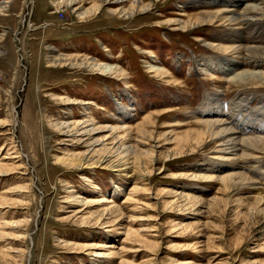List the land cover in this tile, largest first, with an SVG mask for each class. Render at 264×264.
Listing matches in <instances>:
<instances>
[{"label": "rangeland", "instance_id": "374dc122", "mask_svg": "<svg viewBox=\"0 0 264 264\" xmlns=\"http://www.w3.org/2000/svg\"><path fill=\"white\" fill-rule=\"evenodd\" d=\"M4 2L0 264H264V0Z\"/></svg>", "mask_w": 264, "mask_h": 264}, {"label": "bare ground", "instance_id": "6f19581e", "mask_svg": "<svg viewBox=\"0 0 264 264\" xmlns=\"http://www.w3.org/2000/svg\"><path fill=\"white\" fill-rule=\"evenodd\" d=\"M110 2L111 1H113L112 2V4H115V3H119L120 2V0H109ZM244 0H216V2H218L219 4H222L223 5V7H226L227 8V10L226 11H228L229 12V16L227 17V18H225V19H221V17H220V19L221 20H223V21H227V22H229V24L230 23H235V22H237V23H241V22H249V21H253L251 18H247V16H245V15H243V13L244 12H248V4L247 5H245V4H242V3H244L243 2ZM110 2H108V0H106V3H110ZM10 2H4V3H2L3 4V6H0V15H3V13L7 10L8 11V8H9V6H8V4H9ZM76 3H77V0H63V2H61V4H64L65 6H72V5H76ZM258 3V2H257ZM1 4V5H2ZM135 5V4H134ZM257 5V4H256ZM136 6V5H135ZM221 6V5H220ZM257 7V6H256ZM146 8V7H145ZM252 9H253V11L251 12V13H258V14H261L263 17H264V13H262L261 12V8H253L252 7ZM251 8H250V10H249V12L252 10ZM140 10H144V9H140ZM96 11V10H95ZM133 11H137L136 10V7H134V9H133ZM92 12V11H91ZM88 12H86V14H87ZM227 13V12H226ZM258 14H256V15H258ZM223 15V14H222ZM208 18H206L205 19V21H204V23H210V22H213L215 19L217 20V15L216 14H212V15H206ZM249 16V15H248ZM218 17V18H219ZM257 17V16H256ZM262 19V18H261ZM208 20V21H207ZM200 21V20H199ZM261 21H263V20H261ZM176 22V21H175ZM217 22V21H216ZM215 22V23H216ZM226 22V23H227ZM177 23V22H176ZM201 23H203V21L202 22H200V24ZM260 23H262V22H260ZM214 24V23H213ZM243 24V23H242ZM257 24V23H256ZM264 24V23H263ZM223 25H225V24H223ZM231 25V24H230ZM229 25V26H230ZM250 25V24H249ZM254 25H255V23H254ZM251 26H253V25H251ZM174 27V26H173ZM224 27V26H223ZM226 30H228V29H226ZM247 30V29H246ZM229 31V30H228ZM233 31H235V30H233ZM240 31V30H239ZM253 31V30H252ZM242 32V31H241ZM234 32H232L231 33V35L233 34ZM223 35H225V34H223ZM239 36V35H238ZM244 36V35H243ZM247 36V35H246ZM241 37V36H240ZM232 38V37H231ZM250 38V37H249ZM236 39V38H235ZM241 41V40H240ZM233 44H235V43H233ZM250 44V43H249ZM231 46V45H230ZM238 46V45H237ZM253 46V45H252ZM236 46H234V48H235ZM222 48V47H221ZM239 48V47H238ZM237 49V48H236ZM255 54V53H254ZM258 54V53H257ZM261 54V53H260ZM79 57H81V56H78V57H65V56H58L57 58H52V59H50L49 61H48V63H50V65L51 66H57V67H59V66H67V65H69V66H72V67H87V68H89L90 70H93V71H95L96 73H100V74H103V75H107V74H109V75H116L117 74V69H115V68H109V67H107L106 65H99V64H96V63H94V62H92V61H87L86 59H83V57L82 58H79ZM236 57V56H235ZM256 57H258V56H256ZM260 57V56H259ZM51 58V57H50ZM90 58V57H89ZM240 59V58H239ZM243 59V58H242ZM256 59H258V58H256ZM262 59V58H261ZM261 61V60H260ZM264 61V60H263ZM262 61V62H263ZM253 63V62H252ZM233 64H234V67L233 68H231L230 69V71L232 70V69H235V68H237L239 65H240V62H238V61H234L233 62ZM254 64V63H253ZM256 64V63H255ZM261 64V63H260ZM259 64V65H260ZM242 65V64H241ZM257 65V64H256ZM262 65V64H261ZM255 66V65H254ZM240 67V66H239ZM84 69V68H83ZM236 71V70H235ZM262 74H263V72H261ZM259 74H260V72H259ZM242 76H238L236 79L237 80H246V79H250V78H256L258 75H255V74H248V73H245V74H241ZM263 76V75H262ZM236 77V76H235ZM261 77V76H260ZM241 82V81H240ZM242 83V82H241ZM261 83V82H260ZM222 116V115H221ZM203 121V120H202ZM201 121V122H202ZM224 121V120H223ZM205 122V121H204ZM212 122V121H211ZM218 121H216V123H217ZM225 123H223V125H224ZM215 125V124H214ZM214 125H211V123L210 122H207L206 124H204V126H206V128L208 129L207 130V132H211V134L212 133H214V131H213V129H214ZM217 125V124H216ZM82 125H72V126H69V125H66V124H60L59 126H58V124H56L54 127H58L57 128V130L58 131H60V132H64L63 134H65V135H68V134H74V135H78V136H80V135H83V134H87L89 131H87L86 129H84V128H82L81 127ZM219 126V125H218ZM216 127V126H215ZM230 128V127H229ZM233 128V127H232ZM235 129V128H234ZM222 130V129H221ZM240 131V130H239ZM210 132H209V135H210ZM245 132V131H244ZM236 133V132H235ZM243 133V132H242ZM242 133H240V134H242ZM218 134H220L219 132H218ZM217 134V135H218ZM237 134V133H236ZM213 136H214V134H213ZM219 136V135H218ZM218 136H217V138H218ZM221 137V136H220ZM228 139V138H227ZM245 139V138H244ZM232 141H233V139H231ZM262 140V139H261ZM237 141H239V140H237ZM250 141V140H249ZM248 141V142H249ZM263 142V141H262ZM229 143V142H228ZM252 144H253V141L251 142ZM235 144V143H234ZM247 144H249V143H247ZM226 145V144H225ZM231 146H232V143H231ZM230 146V147H231ZM234 146V145H233ZM232 146V147H233ZM237 147H238V145H237ZM229 148V147H228ZM123 150V149H122ZM224 150V149H223ZM226 150V149H225ZM233 150H234V148H233ZM128 151V150H127ZM221 152V151H220ZM223 152V151H222ZM131 153V152H130ZM226 153H228V152H226ZM127 154H129V153H127ZM126 154V155H127ZM233 154V153H232ZM119 155V154H118ZM132 155V154H131ZM81 160H85V158L83 159H81ZM109 162V161H108ZM111 162V161H110ZM230 175V174H229ZM231 176V175H230ZM232 178L233 177H229V178H226V179H223V181L225 182V181H229L230 179L232 180ZM232 183V182H231Z\"/></svg>", "mask_w": 264, "mask_h": 264}]
</instances>
